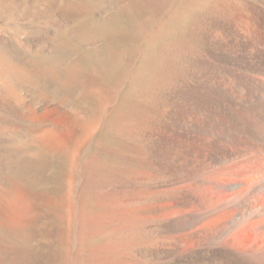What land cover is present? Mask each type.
Masks as SVG:
<instances>
[{"label": "rangeland", "instance_id": "rangeland-1", "mask_svg": "<svg viewBox=\"0 0 264 264\" xmlns=\"http://www.w3.org/2000/svg\"><path fill=\"white\" fill-rule=\"evenodd\" d=\"M63 1L0 0V211L8 212L14 226H31V236L16 244L32 249L35 264H103L112 251L126 264H140L145 259L134 247L142 240L114 250H106L105 242L116 231L128 235L119 226L128 217L138 221L141 233L158 236L148 213L161 204L157 181L135 165L95 159L100 151L117 149L113 123L123 109L121 95L145 76L142 63L158 64L160 47L173 37L185 40L202 15L213 11L244 22L250 5L264 0H172L146 34L136 28L149 16L134 9L132 0H82L91 9L72 18L58 10ZM149 126L137 129L147 133ZM89 165L108 174L88 181ZM22 182L28 194L20 193ZM257 226L250 236L241 232L233 246L245 250L258 241L264 230L257 232ZM83 227L87 246L79 242ZM51 249L63 258L48 255ZM115 255L106 264H119Z\"/></svg>", "mask_w": 264, "mask_h": 264}, {"label": "bare ground", "instance_id": "bare-ground-1", "mask_svg": "<svg viewBox=\"0 0 264 264\" xmlns=\"http://www.w3.org/2000/svg\"><path fill=\"white\" fill-rule=\"evenodd\" d=\"M170 1L131 5L149 16L137 31L146 34ZM89 6L68 0L55 8L72 18L88 12ZM215 15L213 11L202 15L185 40L173 37L161 46L158 64H141L146 74L124 88L123 109L113 123L117 149H100L103 152L95 157L98 162L105 156L135 165L157 181L155 193L161 204L155 202L148 213L158 224V236L149 238L145 231L143 238L136 220L128 217L119 226L130 235L114 230L120 236H109L103 243L106 250H114L142 240L134 247L145 259L140 264H264V234L245 250L232 244L233 239L241 241V232L250 236L255 223L257 232L264 230V5L252 3L244 22ZM148 125L152 128L145 129L147 133L137 129ZM88 170V181L108 174L91 166ZM20 184V193L28 194L27 186ZM1 210L0 264H35L32 249L16 244L31 236V226L10 224L8 212ZM84 227L79 242L89 238ZM50 251L48 255L63 258L58 250ZM101 252L98 256L103 258ZM117 258L119 264L127 263Z\"/></svg>", "mask_w": 264, "mask_h": 264}, {"label": "water", "instance_id": "water-1", "mask_svg": "<svg viewBox=\"0 0 264 264\" xmlns=\"http://www.w3.org/2000/svg\"><path fill=\"white\" fill-rule=\"evenodd\" d=\"M77 1H80L81 3H83L82 0H77ZM142 1L143 0H132V2H133L132 5L136 4V3H141ZM83 4H85V3H83ZM85 5L88 6L87 4H85Z\"/></svg>", "mask_w": 264, "mask_h": 264}]
</instances>
